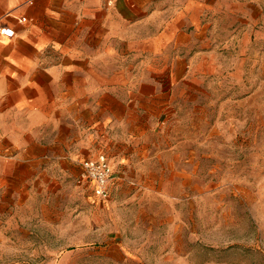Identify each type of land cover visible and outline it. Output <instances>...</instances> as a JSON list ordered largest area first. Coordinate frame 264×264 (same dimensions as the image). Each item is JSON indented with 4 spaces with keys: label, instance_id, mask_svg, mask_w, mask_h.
<instances>
[{
    "label": "crops",
    "instance_id": "obj_1",
    "mask_svg": "<svg viewBox=\"0 0 264 264\" xmlns=\"http://www.w3.org/2000/svg\"><path fill=\"white\" fill-rule=\"evenodd\" d=\"M255 11L264 0H0V26L15 31L0 34V256L35 218L92 204L82 161L109 158L104 205L128 170L140 176L222 16L248 23Z\"/></svg>",
    "mask_w": 264,
    "mask_h": 264
},
{
    "label": "rangeland",
    "instance_id": "obj_2",
    "mask_svg": "<svg viewBox=\"0 0 264 264\" xmlns=\"http://www.w3.org/2000/svg\"><path fill=\"white\" fill-rule=\"evenodd\" d=\"M254 13L222 16L212 54L158 118L140 176L128 170L107 205L86 196L91 207L35 218L0 264H264V15Z\"/></svg>",
    "mask_w": 264,
    "mask_h": 264
},
{
    "label": "built area",
    "instance_id": "obj_3",
    "mask_svg": "<svg viewBox=\"0 0 264 264\" xmlns=\"http://www.w3.org/2000/svg\"><path fill=\"white\" fill-rule=\"evenodd\" d=\"M25 20V18H21ZM15 31L10 26H0V34L12 37ZM82 172L79 176L80 181L89 182L92 185L93 194L99 199H108L110 187L113 180V169L109 158L104 153L86 159L81 162Z\"/></svg>",
    "mask_w": 264,
    "mask_h": 264
}]
</instances>
